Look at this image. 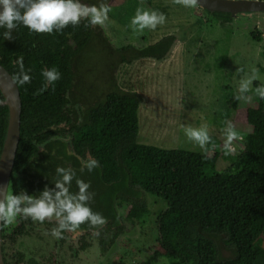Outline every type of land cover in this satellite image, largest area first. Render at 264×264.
<instances>
[{
    "label": "trees",
    "instance_id": "16d2710c",
    "mask_svg": "<svg viewBox=\"0 0 264 264\" xmlns=\"http://www.w3.org/2000/svg\"><path fill=\"white\" fill-rule=\"evenodd\" d=\"M142 1L151 6L153 0ZM104 2L110 5V0ZM204 12L221 20L229 16ZM86 23L81 20L52 34L18 26L11 31V40L3 38L0 28V65L13 77L18 71L14 62L23 55L25 69L32 76L29 84H17L22 108L14 168L28 162L33 141L59 147L58 156L69 160H76L77 155L87 159L86 154L97 159L99 167L91 173L85 170V177L96 190L108 227L109 219L116 223L115 201L118 210H126V194L138 196L142 190L162 204L156 215L161 253L155 252L147 264H155L158 257L166 264H264V99L260 98L257 108L246 111L245 121L252 131L242 137L241 148L234 155H202L141 143V98L122 90L113 71L119 64L146 58L163 60L175 37H164L143 48L128 45L117 49L109 47L107 37ZM76 56L85 62H74ZM91 57L100 59V64ZM51 67L58 69L61 78L45 86L41 69ZM253 85H264V81ZM72 87L79 93L76 99L84 97L89 105L80 111L83 121L70 128L73 155H68L60 126L70 121L66 112ZM231 100L236 108L233 96L227 102ZM73 113L77 120L78 112ZM6 127L7 107L0 93V153ZM222 155L229 158L231 167L218 172L216 163ZM52 159L58 160L56 156ZM148 205L149 201L135 200L128 217L147 222L151 217Z\"/></svg>",
    "mask_w": 264,
    "mask_h": 264
},
{
    "label": "rangeland",
    "instance_id": "374dc122",
    "mask_svg": "<svg viewBox=\"0 0 264 264\" xmlns=\"http://www.w3.org/2000/svg\"><path fill=\"white\" fill-rule=\"evenodd\" d=\"M110 7L109 22L103 27H94L101 36L107 37L113 48L130 45L138 49L167 36L175 37L172 48L163 60L146 58L119 64L117 70L114 69L117 85L141 98V143L202 155L216 152L226 155L221 131L223 121L232 122L240 141L252 131L245 121V115L249 108H257L260 104L254 85L248 93L252 97L249 102L235 97L241 75L258 70V79L255 81H264V15L252 16L250 21L253 29H249L247 20L234 19L227 25H220L212 14H206L197 6L184 7L176 0H153L151 6L142 0H110ZM138 7L165 13L166 23L156 30L133 31L129 21ZM238 69H243V72ZM232 96L236 108L231 106L232 100L227 102ZM204 123L208 124L212 137L207 151L189 141L181 127H199ZM236 153L232 145V151L228 154ZM223 155L217 159L218 172L231 167L229 158H223ZM148 206L151 212L147 221V225L150 224L148 240L141 255L136 253L137 249L131 251L143 261L152 255L149 248L152 250L157 247L152 223L162 210V204L156 203L151 197Z\"/></svg>",
    "mask_w": 264,
    "mask_h": 264
},
{
    "label": "clouds",
    "instance_id": "9594fccd",
    "mask_svg": "<svg viewBox=\"0 0 264 264\" xmlns=\"http://www.w3.org/2000/svg\"><path fill=\"white\" fill-rule=\"evenodd\" d=\"M184 7H195L199 0H176ZM111 7L101 0L99 5H88L82 0H0V28L4 29L2 35L5 40H11V31L18 26L26 27L29 32L48 33L60 32L69 24L78 25L81 20H86V27L105 26L109 22ZM165 13L157 9L138 7L130 18L129 26L133 31L156 30L158 26L166 23ZM18 71L13 75V83L18 85L29 84L32 80L30 69H25L23 55L15 60ZM243 72V69H238ZM258 70L241 75L237 81V95L235 99L249 102L252 97L248 95L253 81L257 80ZM45 86L54 84L61 78V73L56 67L41 69ZM255 94L264 99V85L254 89ZM186 138L207 151L211 142V135L207 123L199 127L181 125ZM226 154L232 151V142L238 138V133L231 121H223L221 129ZM99 167L95 158L82 159L79 172L85 170L91 173ZM75 181L76 190H72ZM10 184V183H9ZM8 185H0V228L12 225L17 217L31 219L33 222L44 223L45 220H55L56 224L50 230V235L55 239H63L64 232L81 230V225L87 223L99 236V227L107 223L106 218L99 212H94L89 205L94 193L89 191L90 183L77 176V170L72 167L57 166L55 177L43 189L34 194L25 190L14 192Z\"/></svg>",
    "mask_w": 264,
    "mask_h": 264
},
{
    "label": "flooded vegetation",
    "instance_id": "af4514ba",
    "mask_svg": "<svg viewBox=\"0 0 264 264\" xmlns=\"http://www.w3.org/2000/svg\"><path fill=\"white\" fill-rule=\"evenodd\" d=\"M94 4H99L101 0H93ZM93 2H86L82 0V3L92 5ZM226 20H219L220 25H227L234 19L247 20L250 23L249 29H253L251 25V17L249 15L232 17L230 14L226 16ZM97 30V29H96ZM98 32V31H97ZM109 47H111L108 40ZM112 48V47H111ZM85 62L80 56H76L74 62ZM95 64H100V59L92 58ZM118 68V67H117ZM116 68V70H117ZM115 70V71H116ZM114 73V71H113ZM97 77L101 78V75L97 73ZM115 77V76H113ZM112 78V77H111ZM116 79V77H115ZM73 87L69 95L70 104L68 105L67 112L70 121L60 126V130L64 136L60 139L66 144L67 154L73 155L72 140L70 136V128L72 124L81 123V110L87 109L86 98L80 97L76 99L78 92H73ZM78 90V89H77ZM98 99L97 96L95 99ZM86 102V103H85ZM86 104V105H85ZM73 111L78 112V119L74 117ZM36 139H41L40 137ZM51 141L55 138L49 137ZM239 139V138H238ZM34 145H30L29 149L32 151V155L28 158L27 163H23L21 167H16L11 171L9 178V187L14 192L25 190L28 194H34L43 189L45 184H49L55 177V168L57 166L72 167L77 170V176L80 179L86 181V171L83 174L79 172L80 162L82 157L76 156V160H69L64 156L59 155L56 149L59 147H50L47 142L39 143L33 141ZM35 149V150H33ZM56 156L58 160L52 159ZM87 158L90 156L86 154ZM78 162L79 167L76 166ZM57 163V165H55ZM72 190H76L75 181H73ZM94 193L93 199L89 202L90 207L94 212L102 214L101 206L97 198L96 190L89 189ZM126 210L120 211L117 208V201H115L114 212L116 223L114 220L109 219L110 227L103 225L99 227V236L94 235V231L87 223L82 224L81 230L76 232H64L63 239H55L49 233L51 228L56 224L55 220H45L44 223L33 222L31 219H23L17 217V220L12 225H6L1 228V254L4 264H147L150 261L155 252L161 253L159 244L157 241L156 220L155 217L152 224L155 229L156 248H152L149 251V258L146 261L139 259L138 255L142 254L145 243L148 240V228L147 222L139 220L138 218H129L127 213L129 208L135 200L140 199L148 203L149 198L144 194L142 190H138V196L125 195ZM128 206V209H127ZM121 244V246L119 245ZM137 249V254L132 253V250ZM127 257V259H126ZM155 264H166L164 258L158 257Z\"/></svg>",
    "mask_w": 264,
    "mask_h": 264
},
{
    "label": "water",
    "instance_id": "95a60500",
    "mask_svg": "<svg viewBox=\"0 0 264 264\" xmlns=\"http://www.w3.org/2000/svg\"><path fill=\"white\" fill-rule=\"evenodd\" d=\"M196 6L209 13L230 14L232 17L264 15V1L261 0H199ZM0 93L7 107V127L0 153V185H8L20 139L22 102L17 84L13 83L12 76L1 65ZM232 145L235 149L241 148L240 139H235ZM0 264H4L1 254V228Z\"/></svg>",
    "mask_w": 264,
    "mask_h": 264
}]
</instances>
